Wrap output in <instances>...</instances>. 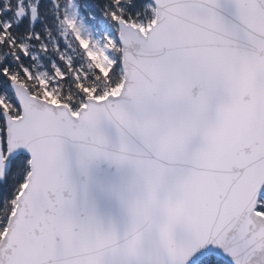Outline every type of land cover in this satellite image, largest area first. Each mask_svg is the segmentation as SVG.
I'll use <instances>...</instances> for the list:
<instances>
[{
    "label": "snow or ice",
    "instance_id": "snow-or-ice-1",
    "mask_svg": "<svg viewBox=\"0 0 264 264\" xmlns=\"http://www.w3.org/2000/svg\"><path fill=\"white\" fill-rule=\"evenodd\" d=\"M0 264H264V0H0Z\"/></svg>",
    "mask_w": 264,
    "mask_h": 264
}]
</instances>
